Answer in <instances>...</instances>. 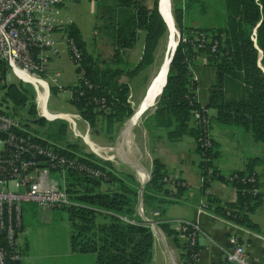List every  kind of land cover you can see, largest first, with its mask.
Listing matches in <instances>:
<instances>
[{"label":"trees","instance_id":"16d2710c","mask_svg":"<svg viewBox=\"0 0 264 264\" xmlns=\"http://www.w3.org/2000/svg\"><path fill=\"white\" fill-rule=\"evenodd\" d=\"M147 0H100L98 19L104 21L109 29L112 53L108 58H100L86 51L74 24L66 27L81 51L80 68L84 78L73 87L71 103L87 119L91 126L98 127L111 137L115 124L129 117L133 110L127 101L128 79L154 61L155 51L167 25L158 12V0L153 6L145 5ZM186 0H177L173 6V16L178 25L180 40L169 65L166 83L156 103L152 115L146 118L145 125L150 129V121L163 127L170 139L183 135L195 138L201 157L200 168L210 167L211 179H220L233 184L237 190L236 201L226 206L220 205L207 195L210 211L224 215L241 225L255 227L249 215L259 204L263 194L253 192L259 189L256 168L264 163V155L250 153L246 156L243 169L223 174L213 164L220 155L219 143L210 135L214 121L244 129L253 147L264 144V0H223L225 24L222 26L192 27L184 20L188 8ZM201 8V7H200ZM99 27H97V30ZM203 31L218 41L216 52L209 45L195 47L191 41V31ZM139 31H144V45L140 62L130 68L124 60L126 49L132 48L139 39ZM170 33L168 27V34ZM204 56L207 63L214 67L216 80L209 88V97L204 105L196 98L193 101L195 81L192 79V63L197 56ZM124 77V78H123ZM235 79V80H234ZM238 80L236 91H227L225 81ZM26 89L14 84L6 88V94L16 103L24 104L29 99ZM230 94L227 96L226 93ZM101 98L104 102H100ZM101 104H104L101 107ZM201 106L215 110L212 119L203 127L191 123L192 109ZM28 112L35 117V105L30 103ZM193 119V118H192ZM45 125L44 119L36 120ZM64 124L58 128L49 127L43 131L38 141H59L64 135ZM37 133V131H35ZM205 133L210 138V146L204 148L197 141ZM38 134V133H37ZM69 149H56L69 157L78 156L74 144ZM71 148V149H70ZM111 168L107 178L99 179L88 175L67 171L65 185L71 203L57 208L66 212L70 224L69 242L71 250L77 253H95V264H151L153 232L149 223L137 213L140 197V182L132 173L117 171L109 161L104 162ZM96 166V164H93ZM167 173L158 158L152 163L150 179L142 191L145 213L149 206L157 208L168 201V189L163 181ZM233 177L232 180L229 178ZM207 183L204 184V187ZM179 186L177 189H180ZM159 226L166 229V224ZM0 245L9 251L7 244L0 238ZM20 261V260H19ZM6 258V264H17ZM186 264H192L187 261Z\"/></svg>","mask_w":264,"mask_h":264},{"label":"crops","instance_id":"0c3cea01","mask_svg":"<svg viewBox=\"0 0 264 264\" xmlns=\"http://www.w3.org/2000/svg\"><path fill=\"white\" fill-rule=\"evenodd\" d=\"M208 1L211 0H186L185 3L188 2V8L185 15L189 16L191 13L205 12L209 4L207 3ZM215 3L217 7L222 6L224 8L223 2L220 3L216 0ZM145 5L152 8V0H147ZM221 18L223 21V9ZM188 24L192 27L201 26L196 21H191V23ZM224 24L225 10L224 21L219 26ZM139 34V39L135 45L132 48L126 49L124 52V60L130 68L135 67L141 60L144 45V31H139ZM56 37L60 39L62 34L58 33ZM86 51L105 59L112 53V44L111 48L109 45L104 50L94 52L86 48ZM105 52H108L106 53L107 55H103ZM65 53H67L71 59L68 47L62 41L58 45V54L48 57L45 73L42 74V76H46L43 78L44 80L36 83L34 82L35 79H30L28 76L26 77L30 80L26 82L36 85V90L33 92L34 101L32 100L35 105V117H37L35 121L39 118L44 119L50 124H48V129L50 126L56 129L60 124H64L65 129L63 138L59 141L49 140V142L61 149H69L68 144H74L77 147V151L92 154L91 148H95L97 145L105 146L102 145L104 143L100 142V144L96 142L98 139H101L103 131H101L99 126H91L89 121L83 118L71 103V90H73L77 81L74 84L67 85V83H65L67 81H63L65 77H63L60 70L61 68L58 67V64H55V66L51 68V71H49L50 61L60 58V56ZM153 65L154 62L128 79L129 93L127 101L133 112L125 120L115 124L114 132L111 135V141H113L114 144L110 146L112 148L113 158L109 160L110 163L111 161L114 162L113 164L111 163V165H114L113 168L115 170L132 173L140 182V187L143 182L146 181V176L151 172L152 163L155 158H158L163 164L167 175L179 177L184 181L185 185L177 189V194L174 195V197H169L168 195L164 196L168 201L162 202L157 206L160 211L157 217H152L151 215L152 210L156 209L153 207L156 206H149V208H147V212L151 215H149V217L152 218V221H156L157 226L152 229L153 247L151 264H184L185 238L180 231L179 225L180 222L184 220L191 222L197 221L198 223L197 260L195 264H225V252L230 250L233 246L229 238L232 233L236 234L240 242L246 247L252 262L264 264V163L256 168L259 192H261L263 196L259 204L249 215L251 222L255 226L254 228L239 224L243 229H236L227 225L221 219L222 215L213 211L197 214L196 206L202 198L207 199V195H210L220 205L226 206L236 201L237 190L233 184L220 179H211L206 182L200 168L201 157L197 149L196 140L193 136L183 135L179 138L170 139L167 136L166 129L155 126L153 121L149 123L150 129L147 128L145 120L154 113L156 108L155 103L158 99V96L156 95L157 97H155L156 93H154L155 85L152 86L149 97L146 96L152 79L156 76L155 74L157 72L147 79V81L144 82L142 80L145 78L144 73L149 71ZM54 74H58V83H54L51 80V76ZM192 75L196 78L195 87L197 90L198 102L205 106L209 97V88L216 80L214 67L207 63L204 56H197V59L192 63ZM31 80L34 81L32 82ZM59 86H61V88ZM61 91L68 93V99L65 100L66 104L63 106L64 109L60 107V110L49 111L47 109V104L50 102L51 96H57ZM226 95L230 96L229 92L226 93ZM153 98H155L154 103L145 106L148 103L150 104ZM49 112L68 113L74 116L73 120L75 126L72 127L65 118H61L62 115H59L61 117H57ZM208 113L211 119L215 117L214 109H208ZM47 115L55 117L50 118ZM191 120L192 123L193 119L191 118ZM211 130L212 125L210 127V135L213 138ZM77 139H79L82 146L78 143ZM168 141L171 142L169 143ZM142 151L146 152V158H143ZM254 152L255 155H264V144L263 146H258ZM116 157L119 159L117 160ZM213 164L215 168L223 174L231 173L234 170H241L244 165L236 166V164H229L227 167L226 164L219 165L216 159L213 160ZM205 183H207L206 187H204ZM166 188L168 189L167 186ZM52 209L53 208L49 210L39 209V221L41 222L44 220L50 222ZM26 215L27 213L23 211L24 224ZM160 223L166 224V229L161 228L159 226ZM24 224L17 241V246L21 252V259L17 264H82L85 260H89L91 264H95V253H77L71 250L69 242V222L65 224L68 229V237L62 250H57L54 246L49 245L48 235L43 230L27 231L24 228Z\"/></svg>","mask_w":264,"mask_h":264},{"label":"built area","instance_id":"2783aa9c","mask_svg":"<svg viewBox=\"0 0 264 264\" xmlns=\"http://www.w3.org/2000/svg\"><path fill=\"white\" fill-rule=\"evenodd\" d=\"M76 0H0V59L7 63L14 74L21 81H28L25 75H31L38 83L44 80L46 63L49 56L58 54V45L62 41L67 45L70 56L76 66L80 68L81 51L72 37H69L66 27L72 23L69 16L62 13L63 6ZM60 33V39L56 35ZM191 41L195 47L209 45L211 52H216L218 41L212 39L205 32L191 31ZM79 79L90 86L84 78L83 72H77ZM58 74L51 76L54 83H58ZM195 81V76L192 75ZM33 82V81H32ZM61 88V86H59ZM72 91V98L74 90ZM193 96H187L191 101L197 97L196 88ZM100 102H104L101 98ZM104 104H101L103 107ZM208 110L201 106L192 109V118L197 126L203 127L208 123ZM68 123L74 127V116L63 113ZM78 116V115H75ZM46 125L44 130H47ZM75 133V132H74ZM40 135L29 129L25 124L0 110V238L7 244L9 251L0 245V264H6V258L12 261L21 259V252L17 246L19 234L23 228L22 203L32 202L39 209L49 210L70 204L69 193L65 185L67 171L82 173L93 178L106 179L107 170L104 161L111 160L113 154L110 146L91 148L92 154L83 152L78 156L69 157L59 152L51 142L38 141ZM200 146H210V138L205 133L199 136ZM93 164H96L93 165ZM113 168V167H112ZM206 182L211 180L213 171L210 167L201 168ZM150 179V173L146 180ZM230 180L233 177L229 178ZM163 181L168 187V196L174 197L177 188L184 186V181L179 177L167 175ZM253 188V192H258ZM137 213L153 229L156 221L145 214L143 203L138 201ZM207 199L199 200L196 206L197 214L208 213ZM160 214L158 209L151 212L152 217ZM227 225L242 230L243 227L236 221L222 215L221 218ZM180 231L185 238L183 263L197 260V221L180 222ZM230 241L232 248L225 252V264H261L252 262L246 247L240 242L239 237L232 233Z\"/></svg>","mask_w":264,"mask_h":264},{"label":"rangeland","instance_id":"374dc122","mask_svg":"<svg viewBox=\"0 0 264 264\" xmlns=\"http://www.w3.org/2000/svg\"><path fill=\"white\" fill-rule=\"evenodd\" d=\"M99 1L100 0H76L74 2L66 3L62 8V13L64 15L69 16L72 19L71 24H74L77 27L80 39L85 43L87 50L94 52L98 50H104L109 45L111 48V38L109 35V29L105 27L103 20L98 19V14H100L99 10L101 12V9H99L98 5ZM170 1L171 10H173V6L177 0ZM215 2L216 0L208 1L207 3L209 4L207 5L206 11L203 13H191L189 16L185 15V22L188 24L191 23V21H196L201 26H219L224 21V8L222 6L217 7ZM217 2L222 3L223 0H217ZM222 9L223 21L221 18ZM174 22L177 31H179L175 18ZM97 27H99L98 30ZM168 35L169 34L167 28L164 35L160 38L157 44L153 61L154 65L149 69V71L144 73L145 78L142 81H147V79L152 77L158 71L160 64L162 63L165 55L167 54ZM106 53L108 52L103 53V55H107ZM55 64H58V67L61 68L60 70L63 74V77H65L63 81H67L65 82L67 83V85L74 84L76 83V81L78 83L79 76L75 71V64L72 58H69L67 53L62 54L60 58L51 60L49 63V71H51V68L55 66ZM42 77L45 78L46 76ZM234 80L231 82L229 80L225 81L226 90L232 91V93L235 92V89H237L238 87V80ZM11 84H14L18 87L22 86L24 89L28 90L27 94H29V99L27 102H25L24 104H16L6 94V88ZM35 90L36 85L34 83L24 82L18 79V77L14 74L8 64L0 59V110L12 116L20 123L25 124L29 129L37 131L39 135H42L45 126H49L50 124L46 122L47 124L40 125L37 121H35L37 117L32 116L28 112L30 103L34 101L33 92H35ZM232 95L234 96V93ZM67 99V92L61 91L57 94V96L52 95L50 102L47 104V109L49 111L60 110V107L64 109L63 106L66 104L65 100ZM211 134L214 140L219 143L220 155L216 159L219 165L226 164V166L228 167L229 164H236V166H242V164H244L246 156H248L250 153L253 154L255 153L254 151H256L257 147H253V145L250 143V137L246 135L244 129L241 127L224 125L218 123L217 121H214L212 123ZM101 136L103 138L101 137V139H98L96 142L104 143L102 145H105L107 147L112 146L114 144V142L111 141L112 139L110 138V136L106 133L104 134L103 132ZM77 141L82 146L81 142H79V139H77ZM168 142L170 143L171 141ZM84 148L88 150L86 147ZM142 153L143 158H146V152L142 151ZM109 154H113V152H109ZM116 159L118 160L119 158L116 157ZM111 163L113 164L114 162L111 161ZM22 206L24 213H27L25 218V224L23 222L24 228L27 231L43 230L48 235L49 245L54 246L57 250H62L63 246L67 242L68 237V229L65 226V224L68 223L66 212L61 208H53L52 214L50 215V222L44 220L40 222L39 208L36 204L32 202H25L22 203ZM149 215L150 214L147 212V216ZM82 264H91V262L89 260H85Z\"/></svg>","mask_w":264,"mask_h":264},{"label":"bare ground","instance_id":"6f19581e","mask_svg":"<svg viewBox=\"0 0 264 264\" xmlns=\"http://www.w3.org/2000/svg\"><path fill=\"white\" fill-rule=\"evenodd\" d=\"M160 7H161V13L162 15L164 16V18L166 19V21L168 22V27H169V30H170V33H169V39L167 38V47L169 46V49L167 51V54L165 55L163 61H162V65H161V72H160V75L155 79V81L152 83V86H155V97L157 95V93L159 92V89L161 88V84L163 83V80H164V75H165V70H166V65H167V62H168V58H169V54H170V51H171V48L173 47V45L176 43V39H177V28L175 26V22H174V18H173V15H172V10H171V1L169 0H161V3H160ZM158 72V71H157ZM157 74V73H156ZM26 76L30 77V78H33V76L31 75H25V78ZM27 79V78H26ZM34 79V78H33ZM30 81V80H28ZM39 82H41V80H39ZM152 88V87H151ZM151 91V89H150ZM43 96V95H42ZM155 99V98H153ZM152 101V100H151ZM150 101V102H151ZM50 114L52 115H55V116H59V115H62V117H65L66 115L63 114V113H59V112H55V113H51L49 112ZM59 113V114H58ZM45 114V113H44ZM46 115V114H45ZM48 116V115H47ZM55 116H48L50 118H53ZM157 232V231H156ZM159 232V231H158Z\"/></svg>","mask_w":264,"mask_h":264},{"label":"water","instance_id":"95a60500","mask_svg":"<svg viewBox=\"0 0 264 264\" xmlns=\"http://www.w3.org/2000/svg\"><path fill=\"white\" fill-rule=\"evenodd\" d=\"M169 1H170V0H169ZM160 3H161V0H158V12H159L160 15L162 16V18H163V20L165 21V23H166V25H167V28H168V22L166 21V19L164 18V16H163L162 13H161ZM179 40H180V33H179V31H178V32H177L176 43H175V44L173 45V47L171 48V51H170V54H169V58H168V62H167V65H166V70H165V75H164L163 83L161 84V88L159 89V92L157 93V96H158V97H159V95L161 94V91H162V89H163V86H164L165 83H166L167 73H168V70H169V65H170V62L172 61V58H173V55H174V52H175V49H176V46H177ZM168 49H169V46L167 47V51H168ZM161 65H162V64H160L156 76L152 79V82H151V84H150V86H149V88H148V93H147V96H146V97H149V95H150V89H151V87H152V83H153V82L155 81V79L160 75V72H161ZM157 96H156V97H157ZM153 103H154V99L151 101L150 104L148 103V104L145 105V106L152 105ZM147 181H148V180H146L145 182H143L142 186L140 187V189H141L140 197H139V202H140V203H142V191H143V187H144V185H145V183H146ZM151 222H153V221H151ZM154 226H156V224H154ZM156 227H157V226H156ZM154 228H155V227H154ZM154 228H153V229H154Z\"/></svg>","mask_w":264,"mask_h":264}]
</instances>
